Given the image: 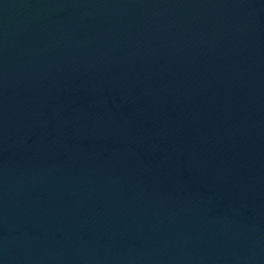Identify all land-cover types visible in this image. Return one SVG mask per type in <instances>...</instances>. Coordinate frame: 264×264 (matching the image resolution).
<instances>
[{
    "label": "water",
    "instance_id": "95a60500",
    "mask_svg": "<svg viewBox=\"0 0 264 264\" xmlns=\"http://www.w3.org/2000/svg\"><path fill=\"white\" fill-rule=\"evenodd\" d=\"M0 264H264V0H0Z\"/></svg>",
    "mask_w": 264,
    "mask_h": 264
}]
</instances>
